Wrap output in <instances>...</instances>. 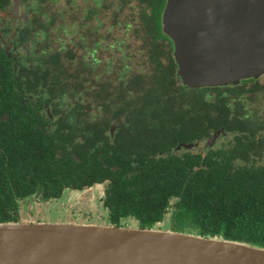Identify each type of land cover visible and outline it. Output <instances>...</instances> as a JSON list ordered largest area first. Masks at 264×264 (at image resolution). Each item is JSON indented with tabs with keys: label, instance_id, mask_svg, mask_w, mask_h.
<instances>
[{
	"label": "trees",
	"instance_id": "16d2710c",
	"mask_svg": "<svg viewBox=\"0 0 264 264\" xmlns=\"http://www.w3.org/2000/svg\"><path fill=\"white\" fill-rule=\"evenodd\" d=\"M165 1L139 0V9L125 14L126 25L139 22L145 29L140 37V30L133 29L131 37H139V44L128 47L133 50L124 57L125 67L137 65L140 51V55L148 58L151 77L168 80L175 90L181 91L173 44L162 31ZM60 50L55 55L56 61L60 62L62 53L65 57L71 55L64 46ZM142 67L147 69L145 65ZM101 93L96 92L105 99L98 105L102 112L90 130L97 135L116 124L118 135L128 134L127 143L132 141V147L127 148V155H132V149L133 158L122 159L117 152L116 158L123 169L133 172L130 177L124 178L123 172L100 169L102 164L91 169L72 155L61 157L59 148L71 153L67 146L78 151L82 142L55 141L43 135L16 102L8 110L11 119L0 122V223L20 222V201L30 196L40 194L45 201L57 199L65 195L67 188L83 191L97 181L110 178L107 204L112 209H122L113 217L117 224L121 217L133 215L140 220L139 228L151 229L162 221L169 201L177 197L179 214L178 222L173 224L174 231L196 230L200 236L264 248V115L259 114L264 108V84L251 79L238 86L199 90L187 108L175 100L172 112L174 117L178 116L167 137L166 125L153 126L147 119L157 118L162 123L165 107L137 106L150 91L145 95H130L128 99L112 88ZM198 102L200 110H193ZM252 102L259 106L254 114L247 111ZM77 105L76 108L84 104ZM3 111L0 104V116ZM129 118L138 120L129 125L125 121ZM87 128L85 124L83 132ZM222 128L231 138L219 152L211 151L205 157L188 152L184 158L173 153L177 138L194 142ZM98 143L102 145L105 141L97 138L91 144L97 147Z\"/></svg>",
	"mask_w": 264,
	"mask_h": 264
},
{
	"label": "flooded vegetation",
	"instance_id": "af4514ba",
	"mask_svg": "<svg viewBox=\"0 0 264 264\" xmlns=\"http://www.w3.org/2000/svg\"><path fill=\"white\" fill-rule=\"evenodd\" d=\"M139 5V0H0V104L4 109L0 122L11 119L12 114L8 110L14 107V103L19 102L21 112L30 116L33 125H36L43 135H48L55 141L82 142L78 151H74L71 145L67 146L71 153H67L62 147L59 148L57 152L61 157L72 155L75 160L85 163L91 169L102 164L100 169L123 172L124 178L130 177L133 172L123 169L116 158V152L122 159L123 156L133 158L132 149V155H127V148L132 145V141L127 143L128 134L118 135L116 124L97 135L90 130V125L98 121L102 112L98 109L99 102L105 100L104 97H98L96 92L100 94L102 91L101 94H105L112 88L128 99L130 95H145L150 91L151 93L144 100H140L137 106L152 109L158 105L165 107L162 123L157 118L147 119L153 122V126L166 125L167 137L168 133L172 132V125L178 116L174 117L172 112L175 100L187 108L192 96L199 90L234 86L190 88L184 85L178 76L176 63L178 83L182 88L181 91L175 90L168 80L163 82L158 76L151 77L153 72L148 68V58L140 55V51L138 66L129 64L127 69L124 57L129 56V52L133 50L128 47L139 44V37L145 34V29L139 22L131 21L126 25L125 14L139 9ZM166 5L167 0L161 18L162 31ZM133 29L140 30L138 38L131 37ZM171 42L173 44L172 40ZM61 46L70 50L71 55L65 57L62 53L59 62L55 60V55L60 53ZM143 65L147 69H142ZM137 67L140 69L136 70ZM141 77L143 80H140ZM253 80L264 84V75ZM120 83L122 86H118ZM79 102L84 105L76 108ZM258 108L259 106L252 102L249 103L247 111L254 114ZM193 110H200L199 102ZM259 114L264 115V108ZM182 117H185V114H182ZM137 120L125 119L129 125ZM85 124L89 128L83 132ZM97 138H103L105 143H98L97 147H93L91 143ZM230 138L225 128L194 142L177 138L178 140L173 142V153L181 158L188 152L193 156L205 157L211 151L219 152ZM132 163L136 165L134 160ZM111 183L112 180L106 178L83 189L84 196L89 194L85 201H79L77 198H80V195L73 192L70 197L81 205L94 207L99 204V212L104 214L99 217H104L113 227H126L129 223H135L139 227L140 220L133 215L121 217L118 224L113 221L115 213L122 209H112L107 204ZM65 190L73 191L71 188ZM63 197L45 201L40 194H35L21 200L20 221L23 218L22 205L62 203ZM178 201L177 197L169 201L160 222L167 221L172 229L173 224L178 222ZM189 233L197 234L196 230Z\"/></svg>",
	"mask_w": 264,
	"mask_h": 264
},
{
	"label": "water",
	"instance_id": "95a60500",
	"mask_svg": "<svg viewBox=\"0 0 264 264\" xmlns=\"http://www.w3.org/2000/svg\"><path fill=\"white\" fill-rule=\"evenodd\" d=\"M163 31L190 88L264 75V0H167ZM0 264H264V248L156 226L10 222L0 223Z\"/></svg>",
	"mask_w": 264,
	"mask_h": 264
},
{
	"label": "rangeland",
	"instance_id": "374dc122",
	"mask_svg": "<svg viewBox=\"0 0 264 264\" xmlns=\"http://www.w3.org/2000/svg\"><path fill=\"white\" fill-rule=\"evenodd\" d=\"M84 194L85 192H81L80 194L76 193V195H80V198L77 199L79 201H85L89 194L86 196ZM67 195L65 193V198H62L64 201L61 199L62 203L51 205H22L23 218L20 223L57 222L76 225L111 226L104 217H99L104 215L99 212V204H96L94 207L77 204V200H73V197H70L72 196L71 193ZM33 210L34 212H32ZM30 213L34 214L32 215ZM156 227L160 230L172 229L167 221L160 223ZM125 228H137V225L135 223H129Z\"/></svg>",
	"mask_w": 264,
	"mask_h": 264
}]
</instances>
